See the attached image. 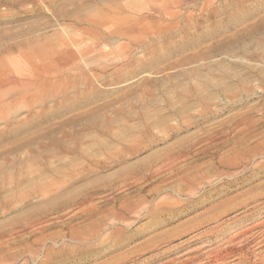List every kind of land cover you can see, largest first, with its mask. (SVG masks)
I'll use <instances>...</instances> for the list:
<instances>
[{"label":"rangeland","instance_id":"rangeland-1","mask_svg":"<svg viewBox=\"0 0 264 264\" xmlns=\"http://www.w3.org/2000/svg\"><path fill=\"white\" fill-rule=\"evenodd\" d=\"M0 264H264V0H0Z\"/></svg>","mask_w":264,"mask_h":264},{"label":"bare ground","instance_id":"bare-ground-1","mask_svg":"<svg viewBox=\"0 0 264 264\" xmlns=\"http://www.w3.org/2000/svg\"><path fill=\"white\" fill-rule=\"evenodd\" d=\"M92 48H93V47H92ZM95 50H96V49H95ZM106 52H107V51H106ZM66 65L69 66L70 64L67 63ZM89 65H90V64H89ZM76 66H78V65H76ZM76 68H77V67H76ZM66 72H67V70H66ZM18 79H19V78H18ZM27 80H28V79H27ZM29 80H30V79H29ZM29 80H28V81H29ZM21 81H22V80H21ZM25 81H26V80H25ZM31 81H32V80H31ZM34 81H36V80H34ZM17 82H18V81H17ZM10 83H15V81H13V80H8L7 84H10ZM85 83H86V82H85ZM12 90H13V89H12ZM14 90H15V89H14ZM19 92H20V91H19ZM18 94H19V93H18ZM18 94H17V95H18ZM22 96H23V95H22ZM8 97H9V96H8ZM19 98H20V97H19ZM11 102H12V101H11ZM37 138H38V137H37ZM55 143H56L55 141H54V142H51L52 146H56L57 148H59L60 151L63 150L64 152L71 153V149H72V148L67 147V149H66L65 144H64V147H62V146H60L59 144H55ZM69 149H70V150H69ZM52 154H53V153H52ZM43 163H44V162H43ZM41 165H43V164L41 163ZM45 165H46V164H45ZM46 166H47V165H46ZM161 167H162V166H161ZM49 169H50V168H49ZM50 170H51V169H50ZM88 170H89V169H88ZM159 171H160V170H159ZM29 173H30V172H29ZM144 175H145V174H144ZM70 176H71V175H70ZM62 180H63V179H62ZM45 187H46V186H45ZM43 190H44V189H43ZM45 190H46V189H45ZM47 190L50 191L51 189H47ZM35 191H36V190H35ZM49 191H48V192H49ZM43 192H44V191H43ZM44 193H45V192H44ZM62 196H63V195H62ZM55 197H56V196H54V198H55ZM49 198H51V197H49ZM49 198H48V199H49ZM59 198H60V196H59ZM59 198H57V199H59ZM51 199H52V198H51ZM51 199H50V200H51ZM54 200H55V199H54ZM61 200H63L62 197H61ZM48 201H49V200H48ZM51 201H52V200H51ZM54 203H55V202H54ZM52 204H53V202H52ZM65 204H66V202H65ZM65 204H63V205H65ZM57 205H59V204H57ZM57 205H56V206H57ZM63 205H62V206H63ZM53 206H54V205H53ZM60 207H61V206H60ZM46 209H47V208H46ZM46 209H45V211H46ZM51 209H53V208H51ZM57 209H58V207H57ZM59 209H60V208H59ZM89 210H90V209H89ZM48 211H50V210H48ZM43 213H44V212H43ZM56 213H57V211H56ZM90 213H91V212H90ZM40 214H41V213H40ZM48 214H49V213H48ZM50 214H51V213H50ZM42 215H43V214H42ZM74 215H75V214H74ZM91 215H92V214H91ZM71 217H72V216H71ZM94 217H95V216H94ZM57 218H58V217H57ZM57 218H56V219H57ZM72 218H73V217H72ZM58 219H59V218H58ZM60 220H61V219H60ZM89 220L91 221L90 218H89ZM89 220H85V222H86V221H89ZM63 221H64V220H63ZM66 221H67V220H66ZM90 221H89V222H90ZM95 221H97V220L95 219ZM53 222H54V220H53ZM53 222H52V223H53ZM56 222H58V220H56ZM69 222H70V221H69ZM69 222H68V223H69ZM83 222H84V221H83ZM85 222H84V223H85ZM91 222H92V221H91ZM115 222H117V221H115ZM34 223H35V222H34ZM61 223H62V222H61ZM48 224H49V223H48ZM56 224H57V223H56ZM28 225H29V224H28ZM49 225H50V224H49ZM60 225H61V224H60ZM82 225H83V223H82ZM57 226H58V225H57ZM80 226H81V225H80ZM86 226H87V225H86ZM55 227H56V226H55ZM77 227H79V226H77ZM88 227H89V226H88ZM29 228H30V227H29ZM96 228H97V226H96ZM72 229H73V228H72ZM84 229H85V227H84ZM74 230H76V229H74ZM90 230H91V229H90ZM101 230H102V229H101ZM117 230H119V229H117ZM78 231H79V230H78ZM82 231H83V230H82ZM87 231H88V230H87ZM92 231H93V230H92ZM94 231H96V230H94ZM119 231H120V230H119ZM251 231H252V230H251ZM72 232H73V231H72ZM74 232H75V231H74ZM80 232H81V230H80ZM85 232H86V229H85ZM90 232H91V231H90ZM90 232L88 231V234H90ZM98 232H99V231H98ZM100 232H101V231H100ZM118 233H119V232H118ZM69 234H70V232H69ZM94 234H95V233H94ZM116 234H117V233H116ZM116 234H115V235H116ZM11 235H12V234H11ZM84 235H85V234H84ZM98 235H99V234H98ZM117 235H119V234H117ZM66 236H67V235H66ZM92 236H93V235H92ZM94 236H96V235H94ZM18 237H19V236H18ZM21 237H22V236H21ZM62 237H63V236H62ZM67 237H68V236H67ZM70 237H71V236H70ZM74 237H75V236H74ZM90 237H91V236H90ZM75 238H76V237H75ZM83 238H85V237H83ZM93 238H94V237H93ZM93 238H92V239H93ZM119 238H120V237H119ZM61 239H62V238H61ZM61 239H60V240H61ZM68 239H69V237H68ZM73 239H74V238H73ZM99 239H101V236H100ZM63 240H64V239H63ZM61 241H62V240H61ZM75 241H76V240H75ZM75 241H73V242H75ZM92 241H93V240H92ZM98 241H99V240H98ZM115 241H116V240H115ZM115 241H114V242H115ZM69 242H70V241H69ZM100 242H101V241H100ZM103 242H104V241H103ZM103 242H102V243H103ZM112 242H113V241H112ZM57 243H58V242H57ZM86 243H87V242H86ZM89 243H90V242H89ZM109 243H110V242H109ZM81 244H82V243H81ZM106 244H107V243H106ZM113 244H114V243H113ZM78 245H79V244H78ZM83 245H84V244H83ZM104 245H105V244H104ZM102 246H103V245H102ZM105 246H106V245H105ZM99 247H100V246H99ZM145 247H146V246H144L143 248H141V250H143ZM70 248H71V247H70ZM70 248H69V249H70ZM113 248L116 249V248H117L116 245H115L114 247H110V250L113 249ZM62 249H63V248H62ZM72 249H73V246H72ZM75 249H76V248H75ZM67 250H68V249H67ZM70 250H71V249H70ZM100 250H101V249H100ZM103 250H105V249H103ZM47 251H48V249H47ZM58 251H59V250H58ZM61 252H62V251H61ZM63 252H64V251H63ZM72 252H73V251H72ZM84 252H85V251H84ZM102 252H103V251H102ZM108 252H109V249H108ZM133 252L135 253V251H133ZM52 253H54V252H52ZM56 253H57V252H56ZM64 253H65V252H64ZM76 253H77V251H76ZM58 254H59V252H58ZM60 254H61V253H60ZM60 254H59V256H60ZM72 254H73V253H72ZM72 254H71V256H72ZM78 254H79V253H78ZM83 254H84V253H83ZM132 254H133V253H132ZM135 254H136V253H135ZM135 254H134V255H135ZM18 255H19V254H18ZM35 255H36V254H35ZM61 255H62V254H61ZM69 255H70V254H69ZM127 255H128V254H127ZM130 255H131V254H130ZM44 256L48 257V259H49V258H51V257L53 256V254H51L50 252H49V253H46V254L44 253ZM57 256H58V255H57ZM76 256H77V255H76ZM124 256H125V255H124ZM128 256H129V255H128ZM132 256H133V255H132ZM129 257H130V256H129ZM125 258H127V257H125ZM121 259H122V258H121ZM51 261H52V260H51ZM46 262H47V261H46ZM54 262H55V261H54ZM123 262H124V261H123ZM52 263H53V262H52ZM104 263H105V262H104Z\"/></svg>","mask_w":264,"mask_h":264}]
</instances>
